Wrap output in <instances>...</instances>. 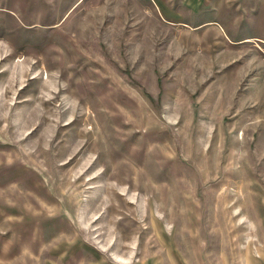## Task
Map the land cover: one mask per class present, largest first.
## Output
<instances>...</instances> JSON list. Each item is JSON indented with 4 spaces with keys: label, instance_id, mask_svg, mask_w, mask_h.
Here are the masks:
<instances>
[{
    "label": "rangeland",
    "instance_id": "rangeland-1",
    "mask_svg": "<svg viewBox=\"0 0 264 264\" xmlns=\"http://www.w3.org/2000/svg\"><path fill=\"white\" fill-rule=\"evenodd\" d=\"M0 264H264V0H0Z\"/></svg>",
    "mask_w": 264,
    "mask_h": 264
}]
</instances>
